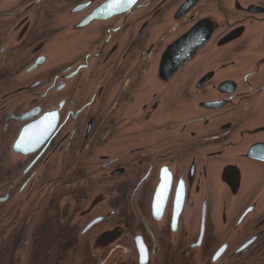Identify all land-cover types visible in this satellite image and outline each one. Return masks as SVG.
Masks as SVG:
<instances>
[{
  "label": "flooded vegetation",
  "instance_id": "flooded-vegetation-1",
  "mask_svg": "<svg viewBox=\"0 0 264 264\" xmlns=\"http://www.w3.org/2000/svg\"><path fill=\"white\" fill-rule=\"evenodd\" d=\"M254 24L264 0H0V264H264Z\"/></svg>",
  "mask_w": 264,
  "mask_h": 264
},
{
  "label": "water",
  "instance_id": "water-1",
  "mask_svg": "<svg viewBox=\"0 0 264 264\" xmlns=\"http://www.w3.org/2000/svg\"><path fill=\"white\" fill-rule=\"evenodd\" d=\"M200 21V20H199ZM198 21V22H199ZM206 24H193L182 27L176 33L175 38L172 41H169L165 44L158 61H156L155 70L160 69H169L168 73L172 74L175 72V69L180 66H188L192 63H189L190 60L194 59L191 54L199 45L205 42V39L202 37L206 34L205 31ZM229 35L242 37L249 36L254 38L252 40L251 46L249 47L250 51H256L264 53V25L254 24L251 26H241L235 31L229 33ZM201 37V38H199ZM264 59V54L258 57H250L249 60ZM234 73L233 81L234 85L239 83L248 82L247 79L249 76L254 77L259 73L264 71L259 67L264 68V63L262 65H255L253 68L250 67L249 63L246 61V57L241 56L237 61L233 62ZM158 70V72H159ZM162 74V73H159ZM235 91L229 90V92ZM262 94H257L256 98L253 100L255 106L264 105V98L260 97Z\"/></svg>",
  "mask_w": 264,
  "mask_h": 264
},
{
  "label": "snow or ice",
  "instance_id": "snow-or-ice-1",
  "mask_svg": "<svg viewBox=\"0 0 264 264\" xmlns=\"http://www.w3.org/2000/svg\"><path fill=\"white\" fill-rule=\"evenodd\" d=\"M162 171L167 175V169H163Z\"/></svg>",
  "mask_w": 264,
  "mask_h": 264
}]
</instances>
